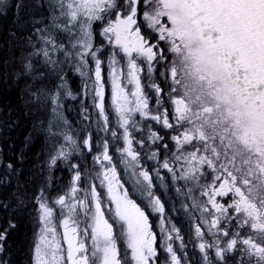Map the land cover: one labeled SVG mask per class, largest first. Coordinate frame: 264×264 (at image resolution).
I'll use <instances>...</instances> for the list:
<instances>
[{
    "label": "snow or ice",
    "instance_id": "obj_1",
    "mask_svg": "<svg viewBox=\"0 0 264 264\" xmlns=\"http://www.w3.org/2000/svg\"><path fill=\"white\" fill-rule=\"evenodd\" d=\"M57 2L64 17L58 30L67 33V46L44 28L35 29L43 47L33 45L32 55L42 53L50 68L48 75L59 78L47 94L51 111L58 117L61 90L66 87L63 67L75 64L81 75L92 73L95 139L88 133L82 142L92 153L91 164L81 156L79 163L69 165L72 178L66 186L50 199L51 186L46 185L35 197L38 228L32 245L33 264H156L157 235L146 208L160 214L162 247L170 254L171 264H187L184 237L163 215L165 206L155 194L154 178L164 187L162 171L168 174L173 192L190 201L192 212L185 221L192 225L188 242L198 248L204 264H264V169L257 166L254 170L250 163L237 166L227 153L221 156L216 150L215 138L210 146L207 136L192 129L186 93L178 91L180 73L175 63L182 48L189 49L190 42L199 41L203 49L194 55L189 50L185 61L191 57L189 62L197 67H218L231 85V95L242 102L264 136V0H145L142 14L155 31L154 38L141 33L136 0H130L131 7L123 15L117 11L114 17L115 0ZM6 3L0 0V4ZM106 17L101 35L109 52L102 60L103 46L94 47L92 24ZM160 42L167 45L171 59L164 55ZM54 53L60 55L54 57ZM120 53L123 63L117 58ZM154 61L160 66L158 75L165 88L152 80ZM25 67L31 71L32 65ZM145 69L147 93L141 82ZM215 76L213 71L208 79ZM33 95L38 102L39 94ZM67 95L76 98L70 90ZM54 135L62 136L64 143L51 157L50 167L57 160L68 161L77 146L69 132ZM118 165L128 175L129 187H125L127 181L122 182ZM98 188L104 190L103 195ZM230 195V200L218 199ZM184 200L181 208L186 207ZM169 203L172 205L171 200ZM12 228L15 224L9 221L0 231V254L5 252ZM118 239L130 251V261L127 251L121 257ZM176 241L179 254L173 247ZM0 264L7 261L0 259Z\"/></svg>",
    "mask_w": 264,
    "mask_h": 264
},
{
    "label": "flooded vegetation",
    "instance_id": "obj_2",
    "mask_svg": "<svg viewBox=\"0 0 264 264\" xmlns=\"http://www.w3.org/2000/svg\"><path fill=\"white\" fill-rule=\"evenodd\" d=\"M143 6L144 3L141 2V0H138V5L136 6L137 24L140 26L142 34L148 35L150 38H154L156 36L155 34H153L154 30H151L146 27L147 21L144 19L142 14L144 10ZM123 10H125V8H119V5L116 4V8L113 9L111 13L112 17L117 14V11H119L121 15H123L125 13V11ZM107 19L108 18L106 17L104 20H100V23L98 25L96 23L92 24L94 47L103 46V51L100 53L102 60H106V57L109 52V46H106L107 42L105 38L101 35L103 27H105L107 24ZM57 39L59 41L60 34L59 36H57ZM193 43L194 41L190 42L189 49L182 48L181 53L178 54L175 58V63L178 72L180 73V79L181 74L189 75L195 73L199 74L200 76H203L202 78L205 80V82L202 83H188L180 81V84L178 85V91L186 93L190 119L192 121V129L194 131H197L198 135L202 134L207 136L209 138L210 146L214 142L213 138H215L216 150L221 154V156H223L225 153H229L230 155H227L231 157V159L235 162L237 166H242L243 164L250 163L253 166L254 170L257 166L261 169H264V136L260 135V130L257 131V129L259 128V124L251 119L249 121L257 123V125L254 124L252 126V129L249 127H245L241 124V122L247 124L246 121H242L245 119H240L241 107L242 112L247 110L243 108L241 101L235 99L231 95V85L228 81H226L225 77L220 72L218 67L214 69L208 68L206 65H200L199 67H197L193 63L189 62L191 60V57L189 58V61H185V57L188 55L189 50L194 55L195 53L203 49L202 44L200 47H193ZM160 47L162 48L164 55L171 59V54L168 51L167 45L160 42ZM117 58L121 60V63L124 62L122 53H120ZM137 62L143 66V62L141 60H138ZM88 65L89 69L93 67L91 59H89ZM153 65L156 68V71H154L152 74V80L156 84H159L162 88H165L166 86L162 83L158 75L160 66L157 65L155 61L153 62ZM75 67V64H71L69 65V67H66L65 70L63 69V78L64 81H66V87L61 90L62 109H60L59 111L61 113L62 119L68 124H71L73 128V130L69 133L77 141L76 149L73 150L72 155L68 161L57 160V164L54 167L49 166L51 157L55 154V151L60 146V144H63L64 142L62 141L60 143V140L63 139L62 136L59 138L54 137L52 135L53 133H58L59 131L56 132L54 130H51L50 128L48 130L47 127L49 126L45 121H43V115L42 117H40L41 125L39 126V135L41 136V139H38L34 144L37 147L34 154L36 155V157H39L37 158V161L40 164H43V166H45L46 170L48 171V179L43 185V187H45L46 185L51 186L50 191L48 193L50 199L53 195L57 193L61 186H66L71 180L72 173L69 171L70 164L79 163L81 156L83 157V160L89 164H91L92 159V153L88 152L86 148H84L82 143L83 139L88 133H92L93 139H95V125L93 124V120L95 119L96 110L92 105L93 85L92 80L90 79L92 73L89 71L87 75H81L80 72H77L75 70ZM102 68L104 69L102 75H104L105 79H107V68L105 64H102ZM213 71H215L216 76L214 79L209 80L208 75L211 74ZM141 82L142 85L145 86V91L147 93L149 90L147 86L148 81L146 79V69L145 72L141 73ZM128 87L129 89L132 88L131 85H129ZM69 90L72 92V95L76 97L75 99L67 95V91ZM85 93H87V95H85ZM12 95L14 96L13 89L9 91L8 103H6L5 100H0L2 101V103H0V135L2 133L7 132L8 135L15 136L17 131V127L15 124V104L14 100L10 99L12 98ZM108 102L109 88L106 84V106L108 105ZM149 102L150 107H152V105L154 104V99L151 96ZM212 106H219L217 108V112H215V115L217 114V116H214L213 121H215L216 123L218 122V127L221 130L224 129L223 131L225 132L217 131L216 133H213L207 130V122H212V116L208 113V111H213L209 108ZM165 107H169V110L171 112V105L168 104L167 100H165ZM84 116H87L88 119H84ZM48 117L51 118L53 116L50 115ZM169 119L171 120V115L169 116ZM229 119H231V126L229 129H227L225 127V124L229 123ZM27 120V118L23 119L25 124L24 128L29 130L31 129V126L30 122ZM154 127L157 128V130H160L158 125H154ZM242 127L244 131L240 132L239 128ZM62 130H64L63 127ZM253 132L256 133L255 136H253ZM240 133L244 134L246 140L243 142L247 143L242 147L238 145L240 141ZM161 134H163V130H161ZM229 135H231V138L234 139L235 143L233 142L232 148H227L224 152L223 149L225 147V140L229 138ZM247 136L249 137V139H247ZM30 147H32V145H30L29 148ZM172 147V142H169V148L171 149ZM93 151H95V148L93 149ZM257 153H259V155H257ZM147 167L151 169V162L148 163ZM117 171L120 174L122 182L127 181L125 183V187H129L130 181L128 175L124 172L123 166L118 165ZM210 171V169L205 168L206 173H210ZM161 175L163 177L164 187H159L160 182L156 181L155 178L153 180V183L157 185V188L155 189V194L160 197L161 202L165 206V213L163 215L167 216V214H172V212L171 210H167L166 204H168L170 200L174 202L177 199L184 200V198L179 196V194L173 192L171 184L169 182L168 174L162 171ZM97 190L100 191L103 195V189L98 188ZM133 198L137 199V203H141V205L143 206V202L140 199L135 196H133ZM198 199L203 200L204 198L198 197ZM218 199H220L221 202H224L226 200H230L231 195L229 197ZM145 210L149 215V222L152 225V230L157 235L156 247L158 251V256L156 258V264H170V254H168L162 247L163 240L161 239V229L158 227L160 214L155 213L151 209L146 208ZM117 243L120 248L121 257L123 258L125 252L127 251L128 260L130 261V251L126 249L124 242L118 239Z\"/></svg>",
    "mask_w": 264,
    "mask_h": 264
},
{
    "label": "trees",
    "instance_id": "obj_3",
    "mask_svg": "<svg viewBox=\"0 0 264 264\" xmlns=\"http://www.w3.org/2000/svg\"><path fill=\"white\" fill-rule=\"evenodd\" d=\"M56 5L55 0H13L0 11V100L8 103L9 91L13 89L14 96L10 99L14 100L17 127L15 136L7 132L0 135V231L8 227L9 221L15 224V228L9 230L5 252L0 254V259L6 260L7 264H33L32 245L38 228L35 197L48 179V171L34 154L37 148L34 144L41 139V121L28 111L24 96L28 79L19 78L21 71L16 61L24 50L32 51L28 44L30 40L38 41L34 33L42 23L47 28H55L60 15ZM38 47L40 43L35 49ZM24 118L30 122L31 129L24 128ZM9 164L11 169L7 167ZM181 200L172 202L174 207L166 204L167 210L172 212L166 217L184 237L186 247L182 251L186 256L183 259L188 264H204L198 248L188 242L192 225L185 221L192 212L190 201L184 200L186 207L181 208ZM178 245L179 241H176L174 248L179 254Z\"/></svg>",
    "mask_w": 264,
    "mask_h": 264
},
{
    "label": "rangeland",
    "instance_id": "obj_4",
    "mask_svg": "<svg viewBox=\"0 0 264 264\" xmlns=\"http://www.w3.org/2000/svg\"><path fill=\"white\" fill-rule=\"evenodd\" d=\"M12 1L13 0H7L6 4H0V11L5 10V8L8 6V4H10ZM55 1H56V4H57L56 6L58 7V2H57V0H55ZM115 2H116V4L119 5V8H125V10H123V11H126L128 8L131 7L130 0H115ZM141 2L145 3V0H141ZM63 21H64V17L59 15V18L57 19V22L54 25L55 28H53V27L47 28L46 25L44 23H42L40 25L39 29L44 28L47 32H50L53 36H56V37L59 36V34H60V39L59 40L65 41V46H67V33L60 32L58 30V26H62L63 25ZM95 23L98 25L100 23V21L93 22V24H95ZM146 27L149 28L148 22L146 24ZM74 34H75V30H74ZM153 34L156 35L155 31L153 32ZM34 35H36L38 41L36 42V41H31L30 40L31 43L28 44L29 49H32V51L26 52V50H24L25 52L22 55L19 54V57H18V59L16 61L17 64H18L17 67L21 71V74H20L19 78H23V76H24L25 78L28 79L27 83L25 84V87H26L27 90H26V93L24 94L25 102H26V105L28 107V111L35 118H38L39 121H40V117H42V115H43V121H45L48 126H49V122H51V130H54L56 132H58V131L59 132L60 131L71 132L73 130L71 124H68V123L65 124L64 120L62 119L61 116L58 117L57 115H54L53 112L51 111V105H50V103H49V101L47 99V94L50 93L53 90L54 86L57 85L60 81L58 82V80H59L58 77L49 76L48 75V73L50 71V68L47 65L44 64L42 53L39 56L32 55V53L34 52L33 50H35L33 48V45L36 46L37 44L40 43V47H38V49L43 47V41L39 39V35L36 32L34 33ZM53 55H54V57H58L60 54L59 53H54ZM28 63H31V65H32L31 71H28L26 69V67H25V65H27ZM66 67H69V66H66ZM66 67H63V69L65 70ZM41 75L44 76L43 80L40 79ZM202 77L203 76H200L199 74H195V73H192V74H189V75L181 74L180 81L188 82V83H202V82H205V80ZM34 93L39 94V96H40V99H39L38 102L34 99V95H33ZM66 99H67V97H66ZM218 107L219 106L209 107L213 111L212 112L208 111L209 115L212 116L211 117L212 122L211 121L207 122V130H209L210 132H213V133H216L217 131L218 132L219 131L220 132H225V131H223L224 129L221 130L218 127V122L216 123L215 121H213L214 116H217V114L215 115V112H217V108ZM50 115L53 116V117H51V118L48 117ZM240 119L241 120L245 119V120H242V121H246L247 124H244V123L241 122V124L243 126H245V127H249V128L252 129V126L254 124L257 125V123H253V122L249 121L250 118H249L248 112L247 111H243L242 112V107H241V110H240ZM228 121H229V123L225 124V127L227 129H229L230 126H231V123H230L231 119H229ZM62 127L64 128V130H62ZM47 128L49 130V127H47ZM258 130H260V126L257 129V131ZM239 131L240 132L244 131L243 127L239 128ZM54 134H56V133L52 134L54 137H59V138L61 137L59 135H54ZM247 139H249L248 136H247ZM239 140L240 141H239L238 145L240 147H242V146L247 144V143L243 142V141L246 140L244 134L240 133ZM62 141H63V139L60 140V143ZM233 142H234V139H232L231 135H229V138L225 140V144H224L225 147H224L223 151L225 152V150L227 148H232ZM247 142H248V140H247ZM54 151H55V149H54ZM227 154H229V153H227ZM170 264H171V259H170Z\"/></svg>",
    "mask_w": 264,
    "mask_h": 264
},
{
    "label": "clouds",
    "instance_id": "obj_5",
    "mask_svg": "<svg viewBox=\"0 0 264 264\" xmlns=\"http://www.w3.org/2000/svg\"><path fill=\"white\" fill-rule=\"evenodd\" d=\"M201 43L199 41H194L193 47H200Z\"/></svg>",
    "mask_w": 264,
    "mask_h": 264
},
{
    "label": "water",
    "instance_id": "obj_6",
    "mask_svg": "<svg viewBox=\"0 0 264 264\" xmlns=\"http://www.w3.org/2000/svg\"><path fill=\"white\" fill-rule=\"evenodd\" d=\"M138 5V0H136V6ZM214 35H217V34H214ZM226 79V81H228V79L227 78H225ZM229 82V81H228Z\"/></svg>",
    "mask_w": 264,
    "mask_h": 264
}]
</instances>
